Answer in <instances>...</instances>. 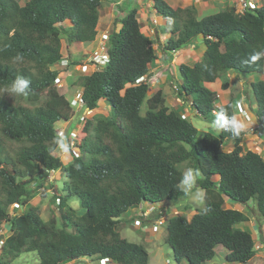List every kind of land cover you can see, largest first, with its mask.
<instances>
[{
  "label": "trees",
  "instance_id": "obj_1",
  "mask_svg": "<svg viewBox=\"0 0 264 264\" xmlns=\"http://www.w3.org/2000/svg\"><path fill=\"white\" fill-rule=\"evenodd\" d=\"M103 1L0 0V90L17 76L31 81L26 97L0 91V227L9 230L0 262L36 252L39 264L70 263L81 257L97 259L93 264H109L100 263L102 259L149 264L146 248L123 238L117 225L144 202L184 197L183 162L201 174L196 184L204 191V207L195 209L190 219L180 214L167 220L164 241L175 262L204 264L214 258L217 245L226 248V262L249 261L256 254L254 237L239 225L249 224L248 215L226 208L224 196L246 206L255 202L264 217V159L252 150L242 152L243 131L239 136L206 132L196 138L197 128L165 104L161 89L148 95V82H136L148 75L157 54L153 39L141 31L135 7L117 21L119 29L108 34V61L75 79L84 108L97 109L103 99L111 112L93 116V137L80 138V156L63 164L56 154L55 124L68 120L72 107L55 86L61 71L52 66L67 57L64 46L67 50L95 39ZM151 1L165 20L164 60L192 44L204 46L199 60L178 65V92L190 98L196 116L212 120L218 95L206 83L227 72H264V58L250 61L252 54L264 51V5L246 6L240 12L231 5L200 15L194 3L174 8L165 0ZM67 20L71 25L63 24ZM17 55L22 62L13 61ZM221 88H228L226 80ZM250 91L257 123L264 128V81H252ZM236 102L229 99L219 109L234 115ZM228 141L232 149L224 151ZM56 170L65 177L62 194L50 200L59 210L60 225L54 216L44 220L39 215L31 203L35 189L29 187ZM73 198L82 213L69 204ZM14 203L22 212L16 208L9 213Z\"/></svg>",
  "mask_w": 264,
  "mask_h": 264
},
{
  "label": "rangeland",
  "instance_id": "obj_2",
  "mask_svg": "<svg viewBox=\"0 0 264 264\" xmlns=\"http://www.w3.org/2000/svg\"><path fill=\"white\" fill-rule=\"evenodd\" d=\"M20 4H23L26 0H18ZM119 0H106L103 1L100 6V17L97 23V34L93 41L74 43L69 48V52L65 51L69 55V59L73 62L84 63L88 62V57L94 52L99 51V43L102 36H106L113 30H118L120 27L119 22H117L121 16H123L131 7L137 9L136 17L140 23L141 31L150 36L154 41V47L156 48V59L150 67L148 75L145 77L146 81L149 84L148 95L161 89L163 91L165 104L173 109L179 111L181 114H184L191 123L197 128L198 133L196 138H201L204 133L210 132L218 136L221 131H217L212 126V120H205L203 117L196 116L194 114L195 110H192L190 106V98L184 99L178 92V84L180 83L178 65L185 63L192 65L194 62L199 60L204 51V46L200 42L195 43L187 48H182L177 51H173L171 58L169 60H164L162 58V43L165 41L166 29L165 20L162 22V17L156 13L153 9L151 0H121L120 4H117ZM172 7H185L191 2H194L198 8L201 15H207L214 13L219 10H223L229 6H234L236 12H240L243 8L240 3H245L247 0H182L181 5L175 3L174 1L178 0H165ZM252 5L261 6L264 5V0H248ZM66 26H69L70 23L65 21L63 23ZM65 40L63 39V46ZM73 53V54H72ZM71 55V56H70ZM59 65H53V69H61ZM63 69L65 67H62ZM88 70V68H87ZM90 70H95L94 66H90ZM86 71L83 68H80L79 65L69 68L67 71L61 73L62 84H55L57 90L63 93L64 96L69 100L75 97L76 93L81 94V87L75 82L78 76L84 74ZM230 73V72H229ZM226 74H224L225 76ZM233 78L228 79L218 78L214 82L208 83L207 87L211 90H214L218 95V101L216 105H223L229 101V99H238L243 106L248 110L252 109L253 105L255 108V100L252 97V92L250 91V84L252 81L263 80L264 81V72L262 74L252 73V74H238L236 73ZM220 84L218 85V81ZM221 80L227 81L228 90L221 88ZM145 102L142 104L141 113H144ZM237 108V107H236ZM235 110V109H234ZM194 111V112H193ZM253 111V109H252ZM89 111L80 110L79 104L72 109V115L70 121V128L79 127H88V131L83 129L79 132L80 138H92L93 131L90 127V121H93V116L96 113H102L108 115L111 112V106L105 101H99L98 108L94 109L92 113ZM81 116L84 117V121H81ZM239 121H241L245 126V134L243 136L241 145L242 152L246 150L258 151L262 156H264V137L261 136L260 131H258V125L256 118H251L244 120V115L236 116ZM241 117V118H240ZM243 117V118H242ZM62 122V121H61ZM58 122L57 126H63V123ZM67 122V121H64ZM256 122V123H255ZM255 123V124H254ZM68 126V124H67ZM87 135V136H86ZM81 140H79V143ZM233 143L227 142L224 143L223 150L228 151L232 149ZM59 157L63 164L68 163L71 160V156L64 153V151L59 152ZM264 158V157H263ZM182 173L190 168L187 166L186 162H183L181 165ZM201 177L199 176L197 178ZM65 179L64 174L61 170L51 171L50 173L44 174L42 177L37 178L29 184V187L35 189V196L31 199V203L37 206L39 215L44 219H48L50 216H54L57 220L58 225H60L59 210L56 207V204L51 202V198L54 195L62 194V182ZM181 187L185 191L186 195L178 199L171 201H163L159 203H142L139 207L129 210L121 217V221L117 225V230L120 235L127 239L130 242L142 244L150 256L148 259L149 264H178L175 262L172 250L168 244L165 243L164 238L166 235V222L170 217L185 214L188 219H190L192 213L195 209L203 208V193L204 191L197 186V184L191 189L187 190L182 184ZM224 206L227 208L238 209L248 215L250 223L248 225L239 224L241 227L246 228L249 233H254V241L262 243L260 248L256 249V253L251 262L247 264H264V217L261 216L257 210L255 202L253 205L246 206L239 202H234L224 196ZM69 204L76 208L78 212L82 213L83 209L80 207L79 202L76 198H73L69 201ZM17 212H22L21 208H17ZM164 221L162 225L154 226L155 221L158 219ZM132 220V221H131ZM133 220L141 221L140 226L136 227L133 223ZM146 226V228L144 227ZM8 230L5 228V236L8 235ZM146 237V240L144 238ZM257 244V243H256ZM227 252L226 248L222 245H217L215 248V255L212 259L213 261H224L225 253ZM1 257V254H0ZM97 259L92 260L88 257H81L77 260L72 261L69 264H93L96 263ZM0 264H39L38 256L36 252H22L16 258H4L1 260ZM182 264H187L183 262ZM227 264V262H224ZM244 264V263H242Z\"/></svg>",
  "mask_w": 264,
  "mask_h": 264
},
{
  "label": "clouds",
  "instance_id": "obj_3",
  "mask_svg": "<svg viewBox=\"0 0 264 264\" xmlns=\"http://www.w3.org/2000/svg\"><path fill=\"white\" fill-rule=\"evenodd\" d=\"M248 1V0H247ZM249 6V5H248ZM242 11V10H241ZM68 21V20H67ZM70 23V22H69ZM71 25V24H70ZM96 29H97V26H96ZM107 36H108V34L106 35V36H102L101 37V40H100V43L102 42V41H104V45H105V50H106V53H107V55H108V50H107V47H106V40H107ZM165 38V37H164ZM82 43V42H81ZM100 43H99V45H100ZM193 45V44H192ZM71 47V46H70ZM185 48V47H184ZM183 48V49H184ZM94 53V52H93ZM92 53V54H93ZM92 54L88 57V59H89V61L88 62H84L85 64H90L91 63V61H90V59H91V57H92ZM261 58H264V51H257V52H255L254 54H252L251 56H250V61L251 62H255V61H257V60H260ZM64 60H67V64L66 65H64L63 63H62V61H64ZM13 61L14 62H22L23 61V57L22 56H20V55H17V56H15V57H13ZM108 61V60H107ZM106 63V62H105ZM104 63V64H105ZM80 64H82V63H77V64H73V61L72 60H70L69 59V56H67L65 59H62L61 61H59L57 64H55V66L56 65H59L58 67H60L61 69H56V70H58V71H61L57 76H60L59 78H60V82L59 83H56L55 82V84L57 85V84H59V85H61L62 84V81H61V73L63 72V71H67L69 68H71V67H74L75 65H80ZM103 64V65H104ZM103 65H101L100 67H98V69H100ZM62 67H65L64 69L62 68ZM98 69H96V70H98ZM90 71H95V70H88V71H86V72H90ZM56 76V77H57ZM56 79V78H55ZM141 80H146L145 79V77H142V78H140L139 80H137L136 82H139V81H141ZM30 84H31V81L28 79V78H26V77H24V76H17L13 81H12V83L10 84V85H8L6 88H4V89H2V90H0V91H2V92H6L9 96H20V97H26V96H28V95H30V93H31V88H30ZM223 90H225V89H223ZM59 91V90H58ZM61 93V92H60ZM63 94V93H62ZM77 94V93H76ZM76 94H75V96H76ZM78 94H80V93H78ZM80 97H81V99H82V88H81V94H80ZM75 98V97H74ZM74 98H72V99H74ZM71 99V100H72ZM71 100L69 99V101H70V105H71V107H72V109H73V105L71 104ZM84 102V101H83ZM228 102V101H227ZM226 104V103H225ZM216 105V104H215ZM224 105V104H223ZM221 105H216V108L213 110V113L215 114V119L211 122L212 123V126H213V128L215 129V130H217V131H222V132H227V133H230L232 136H239L240 134H241V132L243 131L244 133H245V131H244V128H245V125L241 122V121H239L238 119H237V117L235 116V115H239V116H242V115H244V120H248V119H250L249 118V115H250V113L248 112V109L245 107V106H243L242 104H241V102L240 101H238L237 100V102H236V105H235V107H234V115H230L229 114V112H228V110L227 109H225V108H220L219 109V107H220ZM237 107V108H236ZM82 109H84V110H87L88 108H82ZM88 110H90V109H88ZM92 112H93V110H92ZM194 112V111H193ZM254 113V112H253ZM194 114L196 115V113L194 112ZM182 116L183 117H185V115L184 114H182ZM254 116H255V114H254ZM243 118V117H242ZM256 118V117H255ZM69 119H71V117L69 118ZM68 119V120H69ZM68 120H65V121H67V122H70V121H68ZM59 122H61V121H59ZM257 122V121H256ZM58 123V122H57ZM55 124V129H56V132H57V129L59 128V126H57L58 124ZM61 123H63V126H65L66 125V122H64V121H62ZM257 125H258V123H257ZM63 126H60V127H63ZM261 128L262 127H259V125H258V131H260V134H261V136L262 137H264V135H263V133H262V131H261ZM264 129V128H263ZM57 135H58V133H57ZM59 136V135H58ZM81 140V139H80ZM228 142H232V141H228ZM56 143L59 145V147L57 148V150H56V154L59 156V152L61 151V150H63V151H65L64 153H66V151H68V145L64 142V138L63 137H61L60 138V136H59V140H57L56 141ZM227 143V142H226ZM79 149H80V147H79ZM230 149H228V151H229ZM247 151V150H246ZM245 151V152H246ZM253 151V150H252ZM254 152H258V151H254ZM259 153V152H258ZM66 154H68V153H66ZM70 154V153H69ZM260 154V153H259ZM80 155H81V153H80ZM79 155V156H80ZM261 155V154H260ZM70 156H71V154H70ZM72 157H75V156H71V159H72ZM78 157V156H77ZM261 157H262V155H261ZM263 158V157H262ZM264 159V158H263ZM199 176V172L197 171V170H194V169H192V168H188L185 172H184V174H183V176H182V179H181V184L187 189V190H191L195 185H196V180H197V177ZM225 198V197H224ZM56 201L58 202L59 200L58 199H56ZM16 208H19V205L17 204V203H14V204H12V206H11V208H10V214H13V211H14V209H16ZM227 208V207H226ZM160 219V218H159ZM139 221V220H138ZM133 222H134V220H133ZM140 223H141V221H140ZM155 223H156V221H155ZM163 223H164V221H163ZM162 223V224H163ZM162 224H160V225H162ZM159 226V225H158ZM146 227V226H145ZM153 227H154V225H153ZM152 227V230H155L154 228ZM5 228H7V230H8V227L7 226H5V225H2V227H0V254H1V251H2V245H3V241L4 240H2V237L4 236V230H5ZM158 230V229H157ZM157 230H155V231H157ZM8 232H9V230H8ZM8 235H9V233H8ZM8 235H6L5 236V238L8 236ZM4 238V239H5ZM255 243H254V248H255V250L256 249H258V248H260V243H258V242H256V241H254ZM257 243V244H256ZM253 258V257H252ZM105 262H109V264H114L113 262H111L110 260H107V259H102V260H100V263H105ZM210 262V260L209 261H206L204 264H224V262H226L225 260L224 261H221V262H213V263H209ZM71 263V262H70ZM60 264H69V263H60ZM166 264H169V263H166ZM178 264H180V263H178Z\"/></svg>",
  "mask_w": 264,
  "mask_h": 264
},
{
  "label": "built area",
  "instance_id": "obj_4",
  "mask_svg": "<svg viewBox=\"0 0 264 264\" xmlns=\"http://www.w3.org/2000/svg\"><path fill=\"white\" fill-rule=\"evenodd\" d=\"M242 8L244 9L246 6H254L251 4L250 1H245V3H240ZM242 9V10H243ZM108 60V55L106 53V50H105V45H104V41H102L99 45V51H94V53L92 54V57L90 59L91 63L90 64H85V63H82L80 64V68H83L85 71H88L90 70V66L93 65L94 66V69H98V67H100L101 65H103L105 62H107ZM62 63L64 65L67 64V60H64L62 61ZM88 68V70H87ZM60 76H57L56 79H55V82L56 83H59L60 82ZM71 104L76 107L77 104H79L80 106V110H82L83 108V105H84V102L83 100L81 99L80 97V94H76L75 98L71 100ZM84 111H89L88 113H92V110H84ZM81 121H84V117L81 116L80 118ZM68 124V126H67ZM70 125V122H66V125L63 126V127H59L57 129V133L58 135L61 137L64 138V142L69 146L68 147V151H66V153H70L71 156H79L80 155V149H79V140H80V137H79V132L80 130H82V127H79L78 128H70L69 127ZM63 151V150H62ZM65 152V151H64ZM163 223V220L161 219H158L156 220V223L154 224V226H157V225H160ZM154 228V227H153ZM112 264V263H111Z\"/></svg>",
  "mask_w": 264,
  "mask_h": 264
},
{
  "label": "crops",
  "instance_id": "obj_5",
  "mask_svg": "<svg viewBox=\"0 0 264 264\" xmlns=\"http://www.w3.org/2000/svg\"><path fill=\"white\" fill-rule=\"evenodd\" d=\"M175 3H177V4H179V5H181L180 4V2H182V0H178V1H174ZM121 3V0H119V1H117V4H120ZM191 3H194V2H191ZM195 4V3H194ZM196 6V5H195ZM177 7H181V6H177ZM198 9V8H197ZM198 12H199V10H198ZM199 14H200V12H199ZM201 15V14H200ZM67 22H69V21H67ZM162 22H164V19H162ZM73 47V46H72ZM72 47H71V49H72ZM70 48V47H69ZM69 48H67V50L65 49V46H64V51H67V52H69ZM73 54V53H72ZM67 56H69V55H67ZM71 56V55H70ZM236 73H233V72H227L226 73V75L224 76H221V77H219V78H222L223 80L224 79H228V82L230 81V77H232L233 76V78L235 77L234 75H235ZM218 79V78H217ZM221 82H222V80H221ZM211 83V82H210ZM218 83V85L220 84V80L217 82ZM207 84L208 83H206V86H207ZM226 90H228V88L226 89ZM223 91H225V90H223ZM237 100H239V98L237 99ZM219 105H221V104H219ZM252 109H254V105H253V107H252ZM252 109H250V110H248V112L250 113V115H249V118H250V120H251V118H255V116H254V113H253V111H252ZM235 116H237V115H235ZM241 118V117H240ZM255 121H256V119H255ZM256 123V122H255ZM254 123V124H255ZM248 125H252V124H247V126H245L246 128L248 127ZM255 125H257V124H255ZM262 157H264V156H262ZM194 213V212H193ZM193 213H192V215H193ZM191 215V216H192ZM190 216V217H191ZM134 224H135V226L136 227H138V226H140V221H137V220H134V222H133ZM249 223H250V225H251V227L253 228V226L254 225H252L253 223H251V220H249ZM145 227V226H144ZM146 228V227H145ZM243 228V227H242ZM243 229H246V228H243ZM248 230V229H247ZM253 236H254V233H251ZM144 240H146V237L144 238ZM258 243H260V242H258ZM260 245L262 246V243H260ZM149 253V252H148ZM226 254V253H225ZM257 254V253H256ZM253 259V258H252ZM252 259H250L251 261H252ZM149 260H150V256H149ZM247 261V262H245L244 264H247L248 262H251V261ZM184 262V261H183ZM183 262H181L180 264H182ZM213 262H221V260L220 261H213V260H210V262L209 263H213ZM227 264H242V263H229V262H227Z\"/></svg>",
  "mask_w": 264,
  "mask_h": 264
},
{
  "label": "water",
  "instance_id": "obj_6",
  "mask_svg": "<svg viewBox=\"0 0 264 264\" xmlns=\"http://www.w3.org/2000/svg\"><path fill=\"white\" fill-rule=\"evenodd\" d=\"M261 131H262V133H263V135H264V129H263V128H261Z\"/></svg>",
  "mask_w": 264,
  "mask_h": 264
}]
</instances>
